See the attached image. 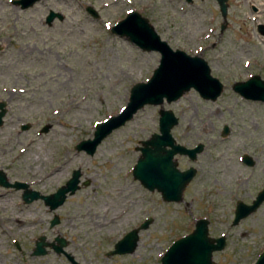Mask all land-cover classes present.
<instances>
[{"label": "rangeland", "instance_id": "374dc122", "mask_svg": "<svg viewBox=\"0 0 264 264\" xmlns=\"http://www.w3.org/2000/svg\"><path fill=\"white\" fill-rule=\"evenodd\" d=\"M226 3L224 22L215 0H35L25 9L0 0V170L40 194L80 172L78 189L52 211L41 199L23 202L22 189L0 185V264H160L199 217L208 220L209 236H224L214 264L254 262L264 250V200L230 222L236 199L248 203L264 185V102L242 98L232 85L252 74L264 80V0ZM50 10L62 18L47 23ZM130 10L171 49L203 58L222 90L214 101L189 89L174 101L146 104L88 155L75 144L119 112L131 85L158 64L157 52L110 31ZM159 106L177 118L170 129L176 143L202 145L193 161L174 155L179 169H195L177 202L163 201L131 174L140 141L157 132ZM54 214L58 223L50 225ZM144 219L131 253H107ZM40 236L64 239L62 252L45 247L33 255Z\"/></svg>", "mask_w": 264, "mask_h": 264}, {"label": "water", "instance_id": "95a60500", "mask_svg": "<svg viewBox=\"0 0 264 264\" xmlns=\"http://www.w3.org/2000/svg\"><path fill=\"white\" fill-rule=\"evenodd\" d=\"M35 0H13L14 4H20L23 8L32 4ZM190 2L191 0H185ZM220 15L225 22L227 9L226 0H215ZM86 12L92 17H97L95 11L86 6ZM53 18L61 19L59 13L48 11L45 21L50 23ZM224 26L221 24L220 30ZM260 27V26H259ZM110 31L120 37L126 38L142 51H156L159 54L158 64L153 68L146 81H138L132 84L124 107L116 114L110 115L96 123L90 138L78 141L74 148L92 155L98 144L114 129L122 126L131 119L132 115L144 105H161L163 101L171 102L178 99L184 92L193 88L198 95L206 100L214 101L222 90L221 83L210 74L206 61L196 55H188L179 49H171L161 40L149 24L147 19L136 11H129L126 15L113 24ZM232 89L241 97L250 100L264 102V81L259 75L253 74L244 81L235 82ZM4 102L0 101V125L5 114ZM177 118L170 109L159 106L157 132H152L148 138L140 141L137 147L139 156L132 166L131 174L144 188L155 190L163 201L177 202L181 200L182 190L195 174V169L189 166L183 170L178 169L175 154L185 155L189 160H195L196 154L201 151L202 145L197 143L193 147H185L175 142L170 129L176 125ZM22 128H26L24 125ZM47 126L42 127L45 131ZM227 132L223 126L222 134ZM244 161L250 164L248 156L244 155ZM80 172L72 170L69 178L49 194H40L36 190L27 188L24 182H8L4 173L0 170V185L22 189L21 199L30 202L41 199L48 211L60 206L67 195H71L78 189ZM264 200V188L259 190L246 205L240 200L236 202L232 223L251 213ZM58 223L57 215H53L50 225ZM148 220H144L136 228L130 229L108 251L111 254L131 253L136 247L138 231L146 228ZM208 221L204 218L197 219L193 229L183 235L166 248L160 257V264H214L211 259L213 251L224 247V236L210 237L207 230ZM57 244L44 241L40 236L34 242L33 255L46 253L45 247H50L55 252H62L64 239L55 237ZM71 259V258H69ZM252 264H264V251H262Z\"/></svg>", "mask_w": 264, "mask_h": 264}, {"label": "flooded vegetation", "instance_id": "af4514ba", "mask_svg": "<svg viewBox=\"0 0 264 264\" xmlns=\"http://www.w3.org/2000/svg\"><path fill=\"white\" fill-rule=\"evenodd\" d=\"M17 5H18L19 7H21L22 9H25L26 7H29V6H31L32 4H30V5H28V6L24 7V8H23L20 4H17ZM45 17H46V16H45ZM257 28H258V30H260L259 25H257ZM260 31H261V30H260ZM242 156H243V155H242ZM242 156L240 157V159H241L242 162H244L246 165H251V164H252V160L250 159L249 156H248V159H249V161H250V164L246 163V162L244 161V158H243ZM246 156H247V155H246ZM262 188H264V185L261 186L259 189L256 190V192H255V194H254V196H253L252 199H254V197H255V195L257 194V192H258L259 190H261ZM252 199H251L250 202H248V203H245V202L241 201L240 199H236V201H235V205H234V209H233V217H232V220H231V222H230L232 225H234V224L232 223V221H233V218H234V210H235V207H236V202H237L238 200H240L243 204L248 205V204L251 203ZM259 205H260V204H259ZM259 205H258V206H259ZM258 206H257V207H258ZM257 207H256V208H257ZM256 208H255V209H256ZM255 209H254V210H255ZM246 216H247V215H246ZM246 216H244V217H246ZM244 217H243V218H244ZM241 219H242V218H241ZM239 220H240V219H239ZM239 220H238V221H239ZM237 223H238V222H237ZM237 223H236V224H237Z\"/></svg>", "mask_w": 264, "mask_h": 264}]
</instances>
